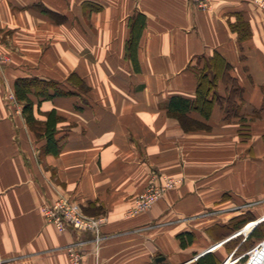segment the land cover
<instances>
[{"label": "crops", "instance_id": "crops-1", "mask_svg": "<svg viewBox=\"0 0 264 264\" xmlns=\"http://www.w3.org/2000/svg\"><path fill=\"white\" fill-rule=\"evenodd\" d=\"M138 15L146 23L132 57ZM216 55L222 70L207 71ZM204 71L218 77L214 105L209 117L190 112L185 127L168 104L195 100ZM26 78L73 91L33 97L39 122L52 111L61 118L58 155L45 153L47 141L23 105L19 111L7 100ZM164 178L179 183L133 215L139 197ZM62 196L107 219L100 245L91 232L62 233L47 223L42 207ZM240 217L248 222L235 230ZM263 223L257 0H211L207 10L193 0H0V264H68L67 249L78 242L82 264H196L209 253L242 264L264 239L253 236Z\"/></svg>", "mask_w": 264, "mask_h": 264}, {"label": "trees", "instance_id": "trees-1", "mask_svg": "<svg viewBox=\"0 0 264 264\" xmlns=\"http://www.w3.org/2000/svg\"><path fill=\"white\" fill-rule=\"evenodd\" d=\"M145 23L146 18L143 15H138L131 21L132 36L127 48L129 56L133 57V53L137 50L138 42ZM224 63V58L220 55H216L211 60V63L206 66V70L213 71L215 67H218L217 70L221 71V66H223ZM207 71L202 72L200 75L197 96L195 100H190L182 97H174L168 104L169 114L180 119L185 127L187 122L184 119L190 112L194 110L199 111L205 117L210 116L212 107L214 105L212 93L213 90L217 87L218 77L215 76L213 79H210ZM70 82L72 84H77L75 76H72L70 78ZM14 90L17 100L23 105V115L27 123L33 130L41 132L43 134V137L47 141L45 153L58 155L61 151V148L60 143L55 139V136L57 134V127L61 122V118L57 115L56 111H52L46 115L47 120L44 124L39 122L36 119L34 113L35 102L33 100V97H36L39 100H52L56 97L71 96L73 95V91L57 81L44 80L39 78L19 79L14 85ZM226 113L228 117H231L233 114H235L230 108H227ZM192 124L195 126V123ZM191 127L195 128L193 126ZM247 222V218L240 217L238 220H236L235 230H239ZM263 229L264 223L257 227V229L253 232V236L258 235L259 238L264 237ZM185 236H187L190 241L193 240V234H186ZM185 236H180L181 240H184ZM244 261L245 259H243L241 263H243ZM196 264L221 263L215 254L209 253L199 258Z\"/></svg>", "mask_w": 264, "mask_h": 264}, {"label": "built area", "instance_id": "built-area-1", "mask_svg": "<svg viewBox=\"0 0 264 264\" xmlns=\"http://www.w3.org/2000/svg\"><path fill=\"white\" fill-rule=\"evenodd\" d=\"M196 8L207 10L211 8V0H193ZM257 5L264 11V0H257ZM8 102L17 110H21L20 104L14 92L8 96ZM178 181L164 178L161 185L152 184L143 193L137 203L133 215H138L149 211L155 203L163 199L167 192L178 184ZM42 213L48 224L54 226L59 232L74 230L77 232H91L94 235V242L97 245L104 240L102 226L107 222L104 217L93 218L87 216L81 206L68 197H60L55 202L45 204L42 207ZM83 243L78 242L69 246L67 249L68 264H82L84 255L81 253ZM213 247L210 251H213ZM209 251V252H210ZM239 259H233L231 256L224 264H237ZM242 264H264V239L259 241L247 253L246 259Z\"/></svg>", "mask_w": 264, "mask_h": 264}, {"label": "water", "instance_id": "water-1", "mask_svg": "<svg viewBox=\"0 0 264 264\" xmlns=\"http://www.w3.org/2000/svg\"><path fill=\"white\" fill-rule=\"evenodd\" d=\"M164 261V259L163 258H161V259H158V262H163Z\"/></svg>", "mask_w": 264, "mask_h": 264}, {"label": "rangeland", "instance_id": "rangeland-1", "mask_svg": "<svg viewBox=\"0 0 264 264\" xmlns=\"http://www.w3.org/2000/svg\"><path fill=\"white\" fill-rule=\"evenodd\" d=\"M19 102V101H18ZM21 104V103H20ZM138 201V200H137Z\"/></svg>", "mask_w": 264, "mask_h": 264}]
</instances>
